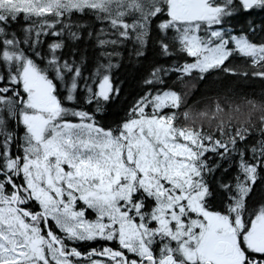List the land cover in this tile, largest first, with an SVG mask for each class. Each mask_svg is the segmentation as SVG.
I'll use <instances>...</instances> for the list:
<instances>
[{"label": "snow or ice", "instance_id": "6c2138e0", "mask_svg": "<svg viewBox=\"0 0 264 264\" xmlns=\"http://www.w3.org/2000/svg\"><path fill=\"white\" fill-rule=\"evenodd\" d=\"M213 77L264 82V0H0V264H264V93Z\"/></svg>", "mask_w": 264, "mask_h": 264}, {"label": "trees", "instance_id": "16d2710c", "mask_svg": "<svg viewBox=\"0 0 264 264\" xmlns=\"http://www.w3.org/2000/svg\"><path fill=\"white\" fill-rule=\"evenodd\" d=\"M254 38L259 39V36H256ZM88 54L90 56L93 55L90 47ZM113 73L114 78H116V83L123 82L124 84L122 96H128V98L130 99L131 94H134V92L136 91V77L138 76V72L134 67L123 64L119 69H113ZM225 88L229 90H236L239 92L254 94L255 96L259 97L262 93H264V82L259 79L237 80L235 78L215 80V78L213 77L205 83L196 81L192 90V98H197L202 93H205L208 90ZM88 246L91 245L83 246L84 250H86Z\"/></svg>", "mask_w": 264, "mask_h": 264}]
</instances>
